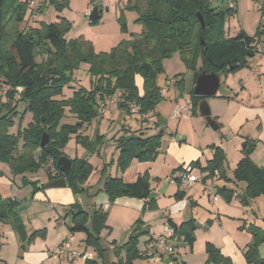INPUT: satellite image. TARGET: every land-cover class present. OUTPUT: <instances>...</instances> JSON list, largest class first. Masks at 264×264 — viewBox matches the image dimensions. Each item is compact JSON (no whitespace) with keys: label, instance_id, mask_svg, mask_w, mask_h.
<instances>
[{"label":"trees","instance_id":"1","mask_svg":"<svg viewBox=\"0 0 264 264\" xmlns=\"http://www.w3.org/2000/svg\"><path fill=\"white\" fill-rule=\"evenodd\" d=\"M27 1L0 0V85L8 88L4 93L5 102H0V161L9 164L12 174H19L36 172L41 164L51 159L58 175H48V182L63 178L74 195L87 194L88 189L84 185L93 170L91 165L86 159H74L70 172L63 174L56 163L63 156L61 150L70 134L76 135L77 144H81L88 154L98 152L102 137L95 135L90 140L78 131L84 123H89L99 115V101L116 96L118 111L132 114V106H137L139 116L151 114L162 97L156 78L162 71V62L173 54H179L186 61L188 71L194 74L195 83L202 71L213 73L219 78L223 74L238 72L248 67V60L258 52V46L264 49V40L260 42V34L264 35V32L257 33V40L243 32L233 38L226 36L223 27L229 16L235 13L233 3L237 0H231L226 10L211 8L209 0H137L138 18L135 22L141 25V33L109 53H96L92 45L82 38L67 39L65 36L70 30V22L65 18H58L49 24L37 22V27L20 29L19 25L30 16ZM133 1L127 0V3L131 5ZM258 1L264 10V1ZM42 8L41 4L37 10L38 16ZM198 15L204 20V28L200 25ZM121 27L126 30L125 24ZM39 56L42 60L38 62ZM196 60L201 61L197 71ZM80 63L89 66V76L94 79L91 89H79L68 100H55L61 97L62 88L72 81V71ZM136 76L142 78L141 95L135 85ZM175 86L183 90L184 79L176 80ZM192 91L193 100L203 99L194 96ZM18 103L25 105L24 113H31L33 121L26 129L21 130L19 127L16 133H11L9 131L15 125L12 119ZM195 104L192 102L190 107L192 112ZM66 109L77 117L75 126H60ZM43 133L48 134L49 143L41 148ZM160 136L161 133L142 138L126 133L120 137L116 146L115 175L107 176L103 181L102 190L109 204L123 197L143 200L144 206L150 204L146 201L152 193L149 179L145 175H137L133 179L132 170L135 160L153 161L156 158ZM247 146L249 148H245L243 157L233 170L231 181L245 184L243 203L264 197V169L250 159L254 149L252 142H246ZM212 148L213 158L208 161L206 169L210 175L217 171L219 176H223V153L220 148ZM38 150L40 155L36 159L34 153ZM219 193H229L230 197H225V200L228 203L231 201L232 190L219 189ZM184 197V191L175 194L177 201ZM16 203L14 199H0V224L11 222L13 231L23 241V226L14 213ZM70 212V234L84 233L85 244L94 249L102 264H133L138 257L144 259L143 252L137 250L138 236L144 227L139 222L125 243L114 244V260L110 262L105 258L106 251L101 245V233L108 230L107 213L101 211V206L92 207L88 212L78 204L72 205ZM166 225L174 230L173 241L182 242L192 249L196 230L194 219L179 225L168 219ZM37 233H33L29 240ZM250 233L252 243L243 252L245 262L264 264V257L259 254V247L264 246V229L251 226ZM149 241L151 239L146 243ZM20 249L24 251L22 245ZM205 252L208 262L231 264L210 243L205 244ZM83 264L99 263L96 259H85Z\"/></svg>","mask_w":264,"mask_h":264},{"label":"rangeland","instance_id":"2","mask_svg":"<svg viewBox=\"0 0 264 264\" xmlns=\"http://www.w3.org/2000/svg\"><path fill=\"white\" fill-rule=\"evenodd\" d=\"M43 1L41 14L36 20H27L26 17L25 22L19 25L20 29L37 27V22L49 24L57 21L58 18H65L70 22V30L65 37L70 40L82 38L92 45L96 53H109L120 44L130 42L134 36L142 31L141 25L135 22L138 18L136 7L139 4L137 0H134L131 5L127 3V0ZM209 3L211 8H218V10H226L229 6L228 0H209ZM233 6L235 13L229 16L223 27L226 36L233 38L243 32L257 40V33L264 32V10L261 3L258 0H237ZM94 9L97 10L99 16L97 23L90 22L89 17L85 16L86 13L91 14ZM122 24H125L126 30H122ZM260 39V42L264 40L263 34H260ZM261 57L263 54L257 52L253 58L248 60V67L235 73L220 75L216 95L203 97L198 101L193 100L191 94L194 87L193 72L188 71L186 61L179 54H173L162 62V71L158 74L156 83L160 88H164L167 81H179L183 78V90L172 84L162 95L148 120L141 123L138 115L127 114L117 109L108 110L103 114L99 113L89 123H84L78 131L81 136L90 140L95 135L102 137L103 140L98 147V152L93 154H88L81 144H77L76 135L70 134L61 152L70 161L86 159L91 165L93 170L85 183V188L88 189L87 195H74L67 185L55 189L39 188L48 182V175H58L51 159L41 164L36 172L19 174H12L9 164L0 161V199L3 201L16 200L14 213L19 217L24 230L23 241H20L19 236H15L11 222L0 224L2 231L0 235V264H83L87 257L96 259L99 264H102L94 249L85 244L84 233L70 234L69 229L72 226L70 207L72 206L71 203L75 204L77 201L85 205L88 204V208L101 206V211L107 213L106 225L108 230L104 231V236L101 237V245L106 251L105 258L107 260L110 262L114 260L112 254L114 244L125 243L137 222L144 226L140 231L141 234L138 236L137 243V250L143 252L146 241L152 237L165 235L164 226L168 217L166 209L171 206L172 202H179L176 200L175 194L181 189L175 180L179 171L190 165L193 166V174L198 181L190 185L182 199L184 202L181 204L183 206L180 207V214L184 220L194 219L196 222L201 214L209 216L211 213L217 212L218 209L221 214H225L224 211L240 214V216L226 214V219L236 220L239 223V228H241L242 223L240 221L242 218L241 209L247 211L250 219L256 217L254 220H257V217L259 218L262 213L264 197L248 199L249 201L243 203L245 184L231 182L234 184L232 185L234 190L235 185H238L239 188L242 187L243 190L240 188V191L233 192L232 201L229 203L218 193L209 195L205 186H211L215 191L222 189L223 186H228L227 183L229 182L227 181L233 180V170L237 162L243 157V151L245 148H249L241 139L242 136L244 134L255 136L256 134V124L248 125L242 132L236 133L237 131L229 123L231 116L224 115L225 102L221 95L230 90L238 95L243 81L242 75L245 73L252 75L256 69L259 71L257 64ZM41 60L42 58L39 56L38 62ZM200 63V60L195 61L196 71L201 67ZM88 70L87 63H80L72 71V81L62 88L61 97H56L55 100H68L72 97L73 92L79 89L89 91L94 79L89 76ZM256 80V77H253V81ZM135 85L141 95L143 84L140 76L135 77ZM234 94L230 95L235 96ZM203 101L210 109L211 118L219 125V129L216 131L206 123L205 118L199 113V104ZM0 102H5L4 92L1 89ZM192 102H196L193 112L188 109ZM176 106L183 109L180 114L173 117ZM24 109L25 105L18 103L16 114L12 119L15 125L9 132L16 133L19 127L24 130L33 121L32 114L24 113ZM218 113L222 114L221 117H217ZM160 119L163 124H160ZM77 122V117L66 109L60 126H75ZM126 133L142 138L161 133L156 158L153 161L135 160V168L132 170L133 179L137 175H145L149 179L152 193L155 195L152 200H146L150 203L149 205L136 207L130 201L140 202V200L127 197L118 198L109 204L102 190V181L107 176L115 175L118 155L117 141ZM213 146L220 148L223 153L221 161L224 167L223 176H219L217 171L210 175L209 170L206 169L208 161L213 158ZM39 155V150L34 153L36 159ZM262 157H264V152L255 157L256 162H260ZM36 184L38 187H35ZM162 189H164L163 193H161ZM141 201L144 203L143 200ZM171 210L172 206L170 207ZM87 211L89 212V209ZM249 218L246 217V222L250 221ZM214 225V227H218L219 223L215 222ZM205 226H209V224L205 223ZM234 227L235 223H226V228L229 231L231 229L234 232ZM205 229L208 228H198L197 241L195 238L193 246L196 247L197 242L205 245L206 238L217 235L215 232L217 228H213L211 233ZM236 231H239L238 228ZM35 232L38 233L29 240V237ZM220 233L222 234L219 230V235ZM70 236H73L70 250L80 255L84 254V256L72 258L69 255L67 258V255L59 252V245L62 240ZM234 237L246 238V235H234ZM172 242L177 245V248L170 264H182V257L187 253L188 247L182 242L175 240ZM21 245L24 247V251L20 249ZM42 251L46 254L44 258L41 255ZM259 254L260 257H264V246L259 248ZM242 255V252L233 253L234 262L237 263ZM133 264L152 263L138 257ZM156 264H166V262L163 260Z\"/></svg>","mask_w":264,"mask_h":264},{"label":"crops","instance_id":"3","mask_svg":"<svg viewBox=\"0 0 264 264\" xmlns=\"http://www.w3.org/2000/svg\"><path fill=\"white\" fill-rule=\"evenodd\" d=\"M257 65H259V71L256 69L253 71L252 75H250V73H245L242 75L243 81L241 83L240 92L238 95L234 94L233 91L230 90L229 92H226L225 94L221 95V97L224 99V102H225V106L223 107L224 115L228 114L229 116H231V120H229V123H231L232 127L237 131L236 133L242 132L244 129H246L248 125L256 124L257 131H256L255 136L244 134L241 139L245 141V143L252 142V144L254 145V150L252 151V154L250 155V159L253 161L255 165L264 169V157H262L260 162L258 163L256 162V159H255V157L260 156V154L264 152V54H263V57H261V59L258 61ZM253 77H256L257 80L253 81ZM230 94H234L235 96H232ZM221 115L222 114L218 113L217 117H221ZM228 182H229L227 183L228 186H223L222 189L232 190L233 192H235L236 190L240 191V188L243 190V188L242 187L239 188L238 185H235V190H234L232 188V185L234 184L231 183L230 180H228ZM39 187L41 188V186ZM84 188H85V185H84ZM216 193L220 194V196H222L223 199H225V197H230L229 193L221 194L219 193V190L216 189L215 191L214 189V192L212 194L215 195ZM130 202L133 203V205H136V207H140L141 205H144V203L141 200L140 202L138 201H130ZM182 202L184 201L180 200L179 202H175V203L172 202L171 203L172 210L170 211L171 206H169V208L166 209L168 213L167 220L170 219L176 225H179L180 223L187 221V220H184V218L180 214L181 212L180 207L183 206L181 205L183 204ZM75 204L80 205L84 209L92 208V207L88 208L89 206L88 204L85 205L79 201H77ZM75 204L71 203V205H75ZM107 208H109V206H107ZM241 210H242V216H241L242 218L240 220L242 222L241 228H239V223H237L236 220L232 221L234 219H230V220L229 218L228 220L226 219L227 217L226 214L233 215V216L235 215L240 216V214H235V213H231L228 211H224L225 214H221L219 209L217 210V212H214L213 214L211 213L209 216L201 214L199 220L195 222L196 230L194 234H195L196 241H197L196 233H197L198 228H208L205 230H207L210 233L213 228H217L215 231L217 235L209 236V238H206L207 240L205 239L206 240L205 244L206 243L212 244L216 249L219 250L222 256L230 260L231 264H246L244 261L243 255H242V258L240 256V259L237 260V263L234 262L232 255L233 253L235 254L236 252H239V253L242 252L243 254L246 247L252 243V235L250 233V227L256 226L261 229H264V204L262 206V213L259 215V218L257 217V220H254L256 217L255 218L253 217V219H250L247 211H244L243 209ZM246 217L249 218L250 220L249 222H246ZM213 220L219 223L218 227H214L215 222ZM205 223L209 224V226H205ZM226 223H235L234 232L231 229L229 231L226 228ZM237 228L239 231H236ZM219 230L222 232V234L220 233V235H219ZM223 230H224V233H223ZM1 233L2 231L0 229V235ZM234 235H239V236L246 235V238H243V237L238 238V237H234ZM15 236H16V233H15ZM102 236H104V231L101 233V237ZM161 236L162 235H159L156 237H152L150 239L151 240L156 239ZM70 239H72L73 241V236H70L69 238L65 237L64 240H62L61 244L59 245V249L64 242L69 241ZM176 242H179V241H176ZM171 244L175 247V249L177 248V245H175L172 241H171ZM196 245H197L196 247L192 246L191 250L188 248L187 253H185L184 256L182 257V264H195L194 261L197 262L196 264H215L213 262H208V256L205 252V245L198 243V242L196 243ZM70 249H71V245H70ZM64 254L67 255L66 257L68 258V256L70 255V252L67 251ZM41 255H43L42 258L46 256L44 251H42ZM173 256L174 255L166 256L164 257L163 260H165L166 264H170L172 260L171 258Z\"/></svg>","mask_w":264,"mask_h":264},{"label":"built area","instance_id":"4","mask_svg":"<svg viewBox=\"0 0 264 264\" xmlns=\"http://www.w3.org/2000/svg\"><path fill=\"white\" fill-rule=\"evenodd\" d=\"M228 1L230 5L231 0H228ZM27 3H28V9L30 13L29 19L36 20V18L38 17L37 10L41 6L42 0H28ZM89 15L90 13L85 14V16H89ZM257 49L259 53L264 54V49L261 46H258ZM175 83H176V80L167 81L165 87L161 88V95L166 93L168 88L172 84L175 85ZM1 90L5 93L8 90V88L5 86H1ZM98 108H99L100 113L102 114L108 110L116 109L117 108L116 96H113L104 101H99ZM182 109H183L182 107L176 106L173 117L180 114V111ZM188 109H190V107H188ZM138 111H139V108L137 106H132L131 113L133 115H138L140 122H142L143 120L144 121L148 120L151 117L150 113L143 115V116H139ZM193 170H194L193 167L190 165L179 171V174L175 182L177 183L181 191L186 192L189 189L191 184L196 183L198 181L197 177L193 174ZM205 190L209 194L214 192V189L211 186H205ZM173 239H174V230L170 228L168 225H165V235L164 236L158 237L156 239H152L151 241L146 243L145 248L143 250L144 259H146L149 263L155 264V263L163 261L164 257L174 254L175 248L171 244V241H173ZM71 242H72V239L64 242L62 246L60 247L59 252L62 254V253L69 251L72 258L84 256V254L80 255L79 253L75 251H70ZM85 259H90V257H87Z\"/></svg>","mask_w":264,"mask_h":264},{"label":"water","instance_id":"5","mask_svg":"<svg viewBox=\"0 0 264 264\" xmlns=\"http://www.w3.org/2000/svg\"><path fill=\"white\" fill-rule=\"evenodd\" d=\"M90 22L94 23L98 18V12L96 9L88 16ZM198 19L202 28H204V20L201 16L198 15ZM219 77L213 73H206L202 71L195 80L193 87V95L197 97H214L219 88ZM199 113L202 117L205 118L206 123L213 129L218 130L219 125L211 118L210 109L208 105L203 101L199 104ZM160 124H163L160 119ZM49 143L48 134L43 133L41 137L40 147L44 148ZM57 168L63 173L68 174L71 170V161L62 156L57 160ZM170 182V181H169ZM66 186V182L63 178L55 179L53 181L47 182L41 188L42 189H55L63 188ZM40 188V187H39ZM164 192V189L161 190V193ZM155 197L153 193L148 196V200H152Z\"/></svg>","mask_w":264,"mask_h":264},{"label":"flooded vegetation","instance_id":"6","mask_svg":"<svg viewBox=\"0 0 264 264\" xmlns=\"http://www.w3.org/2000/svg\"><path fill=\"white\" fill-rule=\"evenodd\" d=\"M2 114V111H1V109H0V115Z\"/></svg>","mask_w":264,"mask_h":264}]
</instances>
